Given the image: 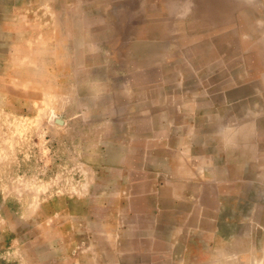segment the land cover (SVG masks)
Returning <instances> with one entry per match:
<instances>
[{
  "label": "rangeland",
  "instance_id": "obj_1",
  "mask_svg": "<svg viewBox=\"0 0 264 264\" xmlns=\"http://www.w3.org/2000/svg\"><path fill=\"white\" fill-rule=\"evenodd\" d=\"M0 264H264V0H0Z\"/></svg>",
  "mask_w": 264,
  "mask_h": 264
}]
</instances>
